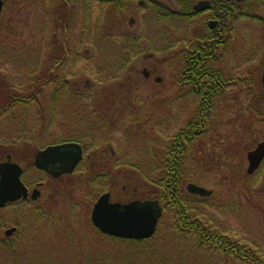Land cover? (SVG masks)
Listing matches in <instances>:
<instances>
[{"label":"rangeland","instance_id":"1","mask_svg":"<svg viewBox=\"0 0 264 264\" xmlns=\"http://www.w3.org/2000/svg\"><path fill=\"white\" fill-rule=\"evenodd\" d=\"M126 1L116 9L112 0H85L53 9L59 12L49 16V0H7L0 19V105L10 93L25 99L0 118V161L11 155L24 169L30 194L38 189L41 195L0 212L2 234L17 229L10 238L14 248L7 246L9 239L0 240V264H13L15 258L17 264H52L56 254L67 261L75 253L82 258L77 240L64 247L65 233L84 244L97 242L93 257H103V264H131L135 243L111 240L92 223L94 204L107 191L112 201L150 197L161 202L157 231L139 247L158 250L163 260L172 242L187 258L185 264H250L227 257L217 246L198 245L194 230L178 231L177 208L158 197L164 196L175 138L202 105L194 86L181 79L184 50L203 19L162 17L158 5ZM249 5L258 18L249 15L232 25L226 55L215 65L229 81L183 155L179 190L193 220L264 257V161L253 174L247 172L248 152L264 140V119L254 114L247 94L249 88L264 90V21L259 19L264 5ZM64 48L62 73H53L50 54ZM37 74L45 76L39 83ZM30 81L34 88L27 92ZM68 140L84 147L73 173L53 178L35 166L39 150ZM190 183L212 194H194ZM173 231L174 241L167 236ZM172 254L174 264H183Z\"/></svg>","mask_w":264,"mask_h":264},{"label":"trees","instance_id":"2","mask_svg":"<svg viewBox=\"0 0 264 264\" xmlns=\"http://www.w3.org/2000/svg\"><path fill=\"white\" fill-rule=\"evenodd\" d=\"M126 0H118L116 4H114V8L119 7L123 5ZM115 12V11H114ZM210 67L206 63H202L199 61L198 64H195L193 67H191L192 72L190 73V80L186 82L187 84H192L194 86L195 91L199 88V91L196 93L201 95L202 99V105L199 106L198 111L196 112L195 116L190 122V127L187 130L180 131V133L175 138L174 146L171 147L170 154L171 158L169 159V165H168V177L165 179V182L163 184L164 189V196H158L161 199H167V205L177 208L176 212V218L178 220L177 225L180 227L181 230L178 229V231L184 232V230H194L198 234L199 238V244L198 245H207V246H217L218 248H222L223 251L227 254L226 256L230 258L231 257H237L241 259L242 261L248 262L250 264H264V257H262L261 254H259L254 248L248 247L240 242L232 240L229 236L222 235L220 233H215L208 229L201 221L199 220H193L192 217L187 213V208L183 202L181 191L179 190V184L181 181V165L183 162V155L186 154V149L188 148L189 143L198 136L201 130H204V127L206 126V122H208V118L210 115V110L213 108V100L218 97L222 91L223 88L227 86L228 79L225 78V76H222V74L218 71H213L212 73L209 72ZM196 71V72H195ZM209 77L210 81L205 82L204 78ZM197 81L194 83V81ZM30 85L28 86L27 92H32L34 87H32V81H30ZM198 86V88H197ZM247 94H251L253 98V102H251V109L255 111V115L259 116L262 120L264 119V90L261 88L251 89L249 88L247 90ZM251 98V99H252ZM262 100V101H261ZM24 102V100L22 101ZM262 102V106H261ZM250 109V108H249ZM250 109V110H251ZM261 109V110H260ZM69 141V140H68ZM72 141V140H70ZM162 219V218H161ZM60 234V232H58ZM176 232L173 231V234L169 235L167 233V236L171 238L172 241ZM56 235V233H55ZM63 239L61 240L63 242L64 247H70L72 246V242L74 240H77L79 243V247L77 251H82L84 253V256L82 258H79L77 253H75L70 260H63L61 256L57 255L56 261H51L52 264H78L81 262L82 264H103V257H93L95 251H93L94 245H96L97 242L94 240L91 242H84L74 236L73 234H63L61 236ZM111 240H116V237H111ZM55 240V239H54ZM53 240V241H54ZM117 240L121 241H127L132 243H135L134 245H131V254L133 255L134 259L131 261V264H154L158 262L159 264H174L175 258L172 253H175L177 255V258L181 257L178 249H176V244H172V242L169 243V249H167L168 254L166 255L167 259L163 260L162 256L159 255L158 250H152L151 248L147 246L142 248L139 247L141 244L146 243L150 239H143V240H130V239H122L118 238ZM47 243V242H45ZM7 246L12 249L14 248V243L11 241L6 242ZM163 245H166L163 243ZM90 246V247H88ZM46 247V246H45ZM43 249V251H46L47 249ZM164 247V246H163ZM171 251L170 249H172ZM75 252V251H74ZM102 256V255H101ZM139 256V257H138ZM160 256V257H159ZM129 257V256H128ZM176 257V256H175ZM179 260L183 264L188 263L186 260L187 258H183ZM117 260V258H116ZM50 261V260H49ZM84 261V263L82 262ZM178 261V262H179ZM45 262H47L45 260ZM147 262V263H146ZM17 264L16 258L14 259V263ZM49 264V262L47 263ZM225 264V263H224Z\"/></svg>","mask_w":264,"mask_h":264},{"label":"water","instance_id":"3","mask_svg":"<svg viewBox=\"0 0 264 264\" xmlns=\"http://www.w3.org/2000/svg\"><path fill=\"white\" fill-rule=\"evenodd\" d=\"M201 5V4H200ZM206 8L207 3H202ZM3 8V1L0 0V12ZM264 84V73H263ZM248 157V174H253L264 160V140L250 150ZM83 158V148L77 142H66L50 145L40 150L35 157V166L45 170L54 178L73 173ZM24 169L16 162L7 160L0 162V206L8 202L29 198V190L22 180ZM188 190L194 194L209 196L212 194L199 185L190 183ZM41 192L34 189L31 197L38 199ZM163 214V206L159 200H133L122 203L111 201V193H103L95 202L91 213L93 224L104 234L127 239L151 238L157 230L159 220ZM15 228L7 231L12 233ZM1 232V220H0Z\"/></svg>","mask_w":264,"mask_h":264},{"label":"flooded vegetation","instance_id":"4","mask_svg":"<svg viewBox=\"0 0 264 264\" xmlns=\"http://www.w3.org/2000/svg\"><path fill=\"white\" fill-rule=\"evenodd\" d=\"M2 1H3V8H2V11L0 12V19L3 17L4 12L6 11V6H7V0H2ZM84 1L85 0H49V3L51 4H48L49 8L46 11L45 15L54 16L57 12H59V10H61V6L63 8V6L65 5V7L68 8L70 4H74L76 2L82 3ZM112 1H114L115 3L118 2V0H112ZM129 1L132 2V0H129ZM165 1L167 3L171 2L172 6H175L176 9L169 7L166 4H163V3L161 4V2L158 0H139L138 5L140 7H143L144 5L152 4L156 8L160 6L158 7L159 10H157V12H159V14L162 17L176 16L177 19L178 18L194 19V20L198 18L203 19V21H201V26H200L201 30H198V34L195 35L194 42L191 41L192 43L190 47L184 50L185 51L184 52L185 54L184 66L182 69L184 76L182 77L181 81L185 80V82L192 81L190 80V73L192 72L191 67H193L195 64H198L199 61H201L202 63L208 64V66L210 67L209 69L210 73H212L213 71L220 72L219 70H217L220 68L215 67V65L219 64L222 60V57L226 55V50L230 44L232 32L234 29V27L232 26L233 23L239 20L240 18H248L249 15L257 19L258 17L255 14H253V12L251 11V6L249 4L254 5L255 7L264 5V0H165ZM32 2L43 3V0H32ZM202 3H207L208 6L206 8H203L201 6ZM58 7H59L58 11L56 12L53 11V9L56 10V8ZM116 9H119V8L116 6ZM132 10H133V7L131 8V11ZM119 11L120 10H116L115 12H119ZM132 16L133 15H131L130 22H131V25L133 26L135 22V18H133ZM259 19L264 21L263 17H259ZM3 25L4 24H1V26ZM65 53H66V50L64 52L60 50L59 52L55 51L53 52V54L52 53L50 54V57L51 58L53 57V66L51 68V72L54 73L55 71H57L58 74L62 73L61 67L63 64V58L64 56H67ZM142 73L144 74L146 78H149L151 75V72L148 71L146 68L142 70ZM49 76H51V74ZM43 77L45 76L42 74H37L35 77V80L39 83ZM155 80L157 82H161L163 78L156 77ZM204 80L205 82L210 81L209 77H205ZM193 81L194 83L197 82L195 80ZM47 82L52 83V82H55V80L50 79ZM199 88L196 90L197 92L199 91ZM77 94L78 93H75L74 96H76ZM80 95L82 96L84 94L80 93ZM24 99L25 97L22 96L21 94L15 96L14 94L11 95L10 93L8 95L9 103H7L8 101L7 102L5 101L3 104L0 105V118L5 116V114L8 113L10 108H13V106H18L20 103H22ZM74 99H76V97ZM64 142H68V141H62V142L55 143V144H60ZM7 160L13 161L11 155L8 154L6 157V160L4 161H7ZM0 162H3V161H0ZM28 190L30 194L31 191L29 187H28ZM148 198L150 197H147V198L145 197V199H148ZM31 199L33 200L30 194L29 198L27 199L21 198L20 200H17V201L8 202L5 206L0 207V212L4 208H9L21 202H28ZM0 220H1L0 240L4 241V240L9 239L8 241H11L10 238L12 237L14 233H16L17 229H15L10 234L7 233L8 231L7 229V230H4V234H2V229L4 228V223H3L4 219L0 216ZM13 227H16V226H13Z\"/></svg>","mask_w":264,"mask_h":264},{"label":"bare ground","instance_id":"5","mask_svg":"<svg viewBox=\"0 0 264 264\" xmlns=\"http://www.w3.org/2000/svg\"><path fill=\"white\" fill-rule=\"evenodd\" d=\"M264 161V160H263ZM160 221H161V219L159 220V224H160ZM159 224H158V226H159ZM158 228V227H157Z\"/></svg>","mask_w":264,"mask_h":264}]
</instances>
